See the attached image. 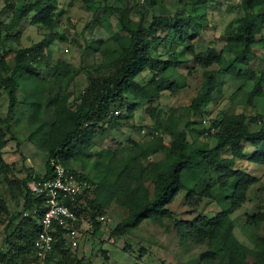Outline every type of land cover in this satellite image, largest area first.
<instances>
[{"label":"rangeland","instance_id":"rangeland-1","mask_svg":"<svg viewBox=\"0 0 264 264\" xmlns=\"http://www.w3.org/2000/svg\"><path fill=\"white\" fill-rule=\"evenodd\" d=\"M36 1L41 6L47 2L53 7L50 14L54 25L51 29L32 23L34 13L22 18L15 28L4 29L18 7ZM46 2L0 0V57L7 66L13 67L18 51L34 50V57L30 56L28 60L29 67L36 74V78L23 73L17 78L15 95L18 104L13 122H10V134L5 137L1 150L7 170L0 175V250H5L2 240L14 225L7 232L3 227L22 211L24 189L21 182L25 179V168L30 169V173L44 172L46 154L36 146L47 148L52 144L48 140L54 122L50 99L58 91V94L68 93L66 106L73 111L90 82H101L115 71L114 51L126 35L118 23V11L127 10L128 27L132 30L137 24L145 29L151 21L156 22V28L146 38L151 49L150 57L160 63L170 61L172 65L161 73L144 70L137 74L134 82L145 97L137 100L126 97V104L137 105L131 117L122 121L116 119V112L109 115L103 124L98 123L94 127V133L87 145L81 147L80 153L68 161L69 168L82 176L91 178L94 172L99 175L100 181L94 183V193L89 199L95 201L100 209L98 216L104 220L103 223L96 220L99 223L97 229L82 231L78 248L70 250L73 260L69 259L64 264H76L78 259L82 264H227L226 259H210L208 262L200 259V255L210 247L190 236L183 237L185 230L180 235L174 224L199 217L212 218L227 211L233 179H227L224 187H220L210 169L204 175L196 172L184 176L180 190L165 207L169 212L167 217L160 221L155 217L146 219L134 229L112 235L115 227L127 216L126 195L137 185L127 174L118 178L117 172L123 160L132 155L143 168L164 161L165 151L178 132L185 134L184 154H189L191 160L198 163L197 152L214 146L215 140L211 135L215 130L210 129L207 136H196L195 132L209 129L210 124L221 117L242 115L248 119L264 115V99L256 98L248 104L252 82L236 75L245 70L252 71L254 75H264V27L254 36L250 54L243 60H235L227 51L226 38L232 35L243 17L238 7L240 0H155L152 6L144 0ZM114 9L117 13L110 12ZM254 11L262 12L259 9ZM182 19L187 24L185 35L180 26ZM93 38L100 39L101 45H95ZM97 47L113 50V54L91 51ZM206 48H212L222 56L225 64L222 67L212 64L206 69L195 64L193 56ZM60 65L67 67L66 74L62 75ZM218 69L220 73H216ZM206 71L215 74L211 101L194 114L189 109L190 101L203 90ZM160 79L167 84L174 83L178 88L173 94L167 91L156 93L150 83ZM38 98L40 104L36 117L33 107L28 104ZM6 105V97L0 89V117L5 114ZM117 112L126 116L124 108ZM29 116L32 120L28 119ZM114 122L117 126L112 129L109 124ZM248 126L250 130L255 129V125ZM157 139L165 148L152 154L147 144ZM248 149L242 145L244 153H248ZM220 156L228 159L229 154L222 151ZM233 168L257 178L245 192L240 207L228 215L231 235L250 251L245 254L244 262L256 264L253 254L258 249L255 242L264 237V169L258 165L251 167L242 161L235 162ZM150 176L145 172L142 178L149 195L152 190ZM205 187L208 196L198 195ZM252 216H255L253 220Z\"/></svg>","mask_w":264,"mask_h":264},{"label":"trees","instance_id":"trees-1","mask_svg":"<svg viewBox=\"0 0 264 264\" xmlns=\"http://www.w3.org/2000/svg\"><path fill=\"white\" fill-rule=\"evenodd\" d=\"M43 1L46 2L47 0ZM147 1L148 5L152 6L155 0H144V2ZM238 7L243 12V17L232 35L226 38V48L235 60L239 58L243 60L250 54V47L255 42L254 36L259 34L264 27V0H240ZM52 8V6L47 5V2L41 6L38 1L22 5L15 10L10 23L4 29L9 31L15 28L21 19L29 13H34L32 23L51 29L54 25L53 16L50 14ZM256 9L262 10V12L256 13L254 11ZM110 12L117 13L115 9L110 10ZM118 13L120 14L118 19L120 29L126 35L121 40L118 49H114L115 64L117 66L115 71L101 82H90L86 86L79 104L73 111H70L66 106V99L69 96L66 92L58 94L59 91L57 90L58 92L49 101L53 109L54 122L50 127L48 140L52 144L47 148L35 145L39 151L46 154L44 173L41 177H38L34 173H30L32 172L30 169L25 168L27 170L25 179L21 182L24 189L22 211L12 217L3 227V231L7 232L8 228L14 225L11 232L2 240L1 244L3 248L5 247V250H0V264H29L33 261L32 242L40 230L39 218L44 210L42 197L32 196L27 189V184L31 181L49 179L52 171L50 166L52 160L65 169L71 170L68 166V161L73 160L75 155L80 153L82 146L87 145L94 133V127L98 123L103 124L104 120L115 112L116 119L127 120L131 117V113L137 105L136 103L126 104V97H131L133 100H137L139 97L144 99L145 93L137 88L134 77L144 70L161 73L172 65L170 61L160 63L150 57L151 49L146 38L156 28V22L151 21L145 29L137 24L135 29L132 30L128 27L127 10L118 11ZM186 20L190 19L186 18ZM180 21L182 23L180 26L184 30L183 34L185 35L187 24L183 19ZM157 24H160V22ZM114 38L116 39V37ZM93 42L97 46L102 43L97 38H93ZM262 45L264 47V41ZM91 51H99L102 55L113 54V50H106L103 47L92 48ZM34 55V50L31 49L18 51L14 57L15 63L13 67L7 66L3 57H0V89L7 100L5 114L0 117V175L7 170V165L2 160L1 150L5 145L4 142H6L5 137L10 134V122H13L14 110L18 104L15 95L17 78L22 73L28 77L36 78V74L29 67L30 60H28L30 56L33 58ZM193 61L205 69L212 64L218 65V67H222L225 64L224 58L216 54L212 48H206L204 52L195 54ZM55 68L57 70L58 67ZM60 69H62V75L67 73L66 66L60 65ZM216 73H220V69ZM236 75L252 82V88L247 98L248 104L256 98L264 99V75H254L250 70H245L243 73L238 72ZM214 76L215 74L212 71H206L203 74V90L190 101L189 109L192 113H198L201 108L210 103ZM150 85L153 86L156 93L167 91L173 94L178 88L174 83L167 84L161 79L155 83H150ZM38 101L39 98L28 104L33 107L36 117L39 113L37 111L40 104ZM121 108H124L126 116L118 114L117 111ZM28 119L32 120V116H29ZM116 124V122L110 123L109 127L113 129L117 126ZM249 124L255 125V129L250 130ZM41 126L42 124L39 127ZM210 129L215 130L213 135H211L215 140L214 146L197 152L198 163H194L191 160V156L183 152L185 145V134L183 132H178L171 139L165 151L164 161L149 165L148 168H143L137 163L134 155L123 160L124 163L122 162L123 164L117 172V177L121 179L123 175L126 177L127 174L133 182H137V185L129 189L126 195L127 203L125 204L127 216L115 227L111 233L112 235H118L124 231L134 229L146 219L155 217L160 221L163 217H167L169 212L165 207L180 190L182 177L196 172L204 175L210 169L220 187H224L227 179L234 180L231 194L227 198L229 209L218 213L212 218L199 217L188 222H176L174 225L180 235L185 230L183 237L190 236L198 242L207 243L210 250L200 255V259L205 262L218 258L224 261L226 259L227 264H246L244 256L250 251L241 246L231 235V223L228 215L240 207L244 201L245 192L249 186L256 182L257 178L248 172L234 169L233 166L235 162L242 161L251 167L258 165L264 169V115H255L248 117V119L242 115L221 117L219 121H213L209 129L197 131L195 132L197 135H195L207 136ZM43 139L45 140V136H43ZM28 141L31 142L32 140L29 138ZM40 141L41 143L43 142V140ZM242 145L249 148L248 153L243 152ZM147 148L150 153L155 154L164 150L165 147L157 139L150 140ZM222 151L228 152V159L220 156ZM145 172L151 175L149 177L152 185L150 195L142 181ZM78 176L89 184L90 189L82 197L78 198L74 205L67 204V206L76 215L77 224L84 222L88 225L85 231L87 232L91 231V229H97V224L103 223L96 221L97 217H99L100 209L95 201L89 199L94 193L93 185L96 181H100V177L95 172L91 178L82 176L80 173H78ZM198 195L207 197L206 187ZM2 211L5 212V209L2 208ZM23 213H27V216L22 218L21 215ZM254 217L252 216L251 219L253 220ZM251 219L249 218L248 221L251 222ZM56 237L58 239L53 243L46 263L64 264L69 259L73 260L70 250L64 247L59 236L56 235ZM255 244L258 249L253 254L255 263L264 264V237L258 238ZM75 263L82 264V261L78 259Z\"/></svg>","mask_w":264,"mask_h":264},{"label":"built area","instance_id":"built-area-1","mask_svg":"<svg viewBox=\"0 0 264 264\" xmlns=\"http://www.w3.org/2000/svg\"><path fill=\"white\" fill-rule=\"evenodd\" d=\"M52 168L49 179L31 181L27 189L34 197H42L43 213L39 218L40 230L32 242L33 261L29 264H47L46 260L52 250V245L59 236L66 249L76 250L88 225L78 223L76 215L68 205H74L76 200L90 189L89 184L82 180L76 171L68 170L51 161ZM35 214L34 212H32ZM23 213L21 217H26ZM98 222L104 220L99 216Z\"/></svg>","mask_w":264,"mask_h":264},{"label":"crops","instance_id":"crops-1","mask_svg":"<svg viewBox=\"0 0 264 264\" xmlns=\"http://www.w3.org/2000/svg\"><path fill=\"white\" fill-rule=\"evenodd\" d=\"M43 173H44V172H43ZM43 173L41 172V173L36 174V173L34 172V175H36V176H38V177H41V176L43 175Z\"/></svg>","mask_w":264,"mask_h":264}]
</instances>
